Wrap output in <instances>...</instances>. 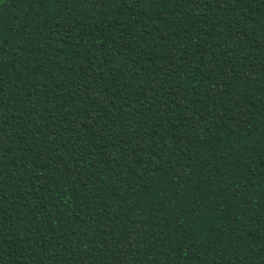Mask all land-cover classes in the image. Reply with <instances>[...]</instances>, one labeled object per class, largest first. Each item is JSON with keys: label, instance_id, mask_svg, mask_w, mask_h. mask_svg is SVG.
Masks as SVG:
<instances>
[{"label": "trees", "instance_id": "trees-1", "mask_svg": "<svg viewBox=\"0 0 264 264\" xmlns=\"http://www.w3.org/2000/svg\"><path fill=\"white\" fill-rule=\"evenodd\" d=\"M0 264H264V0H0Z\"/></svg>", "mask_w": 264, "mask_h": 264}]
</instances>
